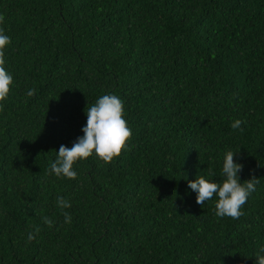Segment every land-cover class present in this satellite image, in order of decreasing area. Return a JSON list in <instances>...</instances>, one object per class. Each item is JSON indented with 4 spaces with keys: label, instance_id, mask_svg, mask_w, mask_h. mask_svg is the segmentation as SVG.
<instances>
[{
    "label": "trees",
    "instance_id": "trees-1",
    "mask_svg": "<svg viewBox=\"0 0 264 264\" xmlns=\"http://www.w3.org/2000/svg\"><path fill=\"white\" fill-rule=\"evenodd\" d=\"M0 17L13 76L0 101V264H255L264 0H0ZM108 93L124 101L126 146L57 177L59 147ZM228 150L241 182L259 180L236 219L188 187L197 175L222 180Z\"/></svg>",
    "mask_w": 264,
    "mask_h": 264
},
{
    "label": "clouds",
    "instance_id": "clouds-1",
    "mask_svg": "<svg viewBox=\"0 0 264 264\" xmlns=\"http://www.w3.org/2000/svg\"><path fill=\"white\" fill-rule=\"evenodd\" d=\"M2 20V17H0ZM11 42L10 36L0 29V101L9 94L13 83L12 74L5 67L4 49ZM32 89L28 94H32ZM124 101L114 93L103 94L85 109L86 124L82 127L83 135L78 136L71 147L61 145L56 152L55 159L50 164L51 172L57 177L74 179L77 171L74 164L92 155L105 162L118 156L126 146L127 140L132 135L124 115ZM240 120H236L233 128H238ZM237 152L228 150L222 161V180L212 179L214 173L197 175L195 179L188 180V187L196 193V203L203 205L215 197V212L218 217L239 218L242 215V206L248 197L256 190L258 178L252 177L241 182L239 173L243 164L234 160ZM58 206L62 209L71 207L70 202L64 197L57 198ZM51 224V220L45 218ZM65 222H71V216L65 213ZM28 239H34L32 233ZM255 264H264V247L255 254Z\"/></svg>",
    "mask_w": 264,
    "mask_h": 264
}]
</instances>
